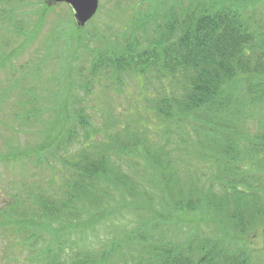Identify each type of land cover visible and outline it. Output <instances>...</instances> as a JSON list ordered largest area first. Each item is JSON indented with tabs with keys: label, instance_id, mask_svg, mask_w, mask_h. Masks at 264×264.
<instances>
[{
	"label": "trees",
	"instance_id": "1",
	"mask_svg": "<svg viewBox=\"0 0 264 264\" xmlns=\"http://www.w3.org/2000/svg\"><path fill=\"white\" fill-rule=\"evenodd\" d=\"M167 3L155 17L151 10L135 11L137 30L125 42L94 51L82 85L95 94L92 83L106 90L103 79L110 91L118 90L122 73L134 78L140 90L142 80L157 83L163 92L145 103L157 125L143 124L145 118L138 115L131 123L110 116L102 128L95 127L87 120L90 112L65 99V106L72 107L65 130L51 136L56 124L50 121L43 139L18 154L23 168L26 158L46 169L45 162L55 160L65 179L60 187H52L50 180L42 183L52 193L44 194L40 186L32 199L38 205H26L33 209L28 216L20 209L26 206L15 207L20 193L9 194L11 219L5 216L0 226L14 222V246L29 250V264H253L255 250L243 238L264 224L262 112L258 122L263 130L253 137L246 131L264 101V30L245 15L246 0ZM43 9L37 31L47 7ZM240 80L241 89L236 87ZM74 124L81 130L78 139ZM218 134L224 139L221 151ZM203 137L211 144L205 147ZM75 139L81 146L70 150ZM240 140L247 141L243 151ZM208 148L220 154L212 161V178L221 191L195 182L205 184L207 174L197 173L201 169L193 159L209 162L205 159L213 155L206 153ZM131 158H140L142 169L126 172L127 164H138ZM125 194L147 202L127 203ZM133 204L139 218L125 228L114 218H123V209L131 212ZM144 209L151 213H142ZM193 212L202 213L200 222L208 212L214 231L202 232L200 224L188 221ZM98 226H110L111 235L93 234Z\"/></svg>",
	"mask_w": 264,
	"mask_h": 264
},
{
	"label": "rangeland",
	"instance_id": "2",
	"mask_svg": "<svg viewBox=\"0 0 264 264\" xmlns=\"http://www.w3.org/2000/svg\"><path fill=\"white\" fill-rule=\"evenodd\" d=\"M169 1L174 2L175 0H98L95 14L83 27H78L71 7L65 2L0 0V222L5 216L11 219L8 214L9 204L7 205L10 192H15V195L20 193L14 197L19 201L15 203V207L37 206L36 202L32 203V199L40 186L45 188L44 194L51 195L49 193H52V190H48L45 185H41L42 183L47 184L50 180L52 187L65 184L64 177L55 167L57 164L55 160L50 159L49 162H45L48 168L46 169L41 166L35 167L36 163L32 158H26L23 160V168L19 161L21 158L18 157V154L25 153L28 148H33L43 139L50 121H55L56 124V129L53 126L50 130L51 136L58 131L65 130V121L72 117L68 112L72 110V107L69 109L65 106V99L70 101L69 105L75 101L77 109L82 107L86 113L90 112L88 114L91 115L87 120L95 127L102 128L104 122L110 121V116L118 118L122 123H131L132 119L137 120L141 116V120L142 117L145 118L142 120L143 124L157 125L153 109L149 110L145 105V103H152L150 101L152 95L158 96L163 92L157 83L148 85L142 80L140 90L134 78L122 73L123 84L118 90L111 87L113 91H110L109 83L103 79L101 82L106 90L94 81L92 85H94V90L96 89L95 94H88L82 85L85 83V75L89 77L88 67L94 51L125 42L137 30L133 24L135 11L142 9L144 12H149L151 10L152 17H155L162 13L161 9ZM246 1L250 5L245 15H252L264 30V0ZM45 7L47 11L44 15V22L37 31L35 26L39 21V13H42ZM78 70H81L83 74L79 75ZM256 81L263 82L258 79ZM237 86L241 89L243 80L238 81ZM145 91L148 93L146 94ZM91 106L93 109L90 108ZM255 110H257L255 118L247 122V131L244 129L251 137L263 130V127L259 126L258 118L261 112L264 114V101ZM121 112H125L126 115L124 116ZM262 116L264 118V115ZM69 122V126H72V120ZM112 123L114 122L108 124ZM75 128L78 130V139L81 130L77 126ZM209 139L208 137L207 142V139L202 138L205 147L211 144ZM216 141L220 143L221 151L224 142L221 134H218ZM245 141H239L240 151H243V146L247 142ZM190 143L192 146L188 145L192 149L193 141L190 140ZM78 144L79 142L75 139L70 150L78 149L81 146ZM90 152L93 153L92 150ZM10 153H13L14 157L17 155V159ZM206 153L214 156H208V159H205L209 162L205 163L201 159H193L192 162L200 167L201 171H197L198 174L202 172L207 174L202 180L205 184H201L196 178L195 182L199 186L206 187L213 184L212 190L221 191L217 181L212 178L215 171L212 161L220 156L219 151L214 152L208 148ZM181 156L186 157L184 154ZM135 161L140 164L126 163L127 167L124 168L126 172H131L135 168L142 169L141 159L138 158ZM243 164L248 166L247 161ZM34 173L37 177L32 175ZM253 173L260 174L256 170ZM207 176L208 179H206ZM260 178L264 181L263 173ZM148 192L151 193L150 189ZM124 197L127 203L140 198L141 201L147 202L143 196L133 198L125 194ZM129 206L132 208L131 212L129 208H125L123 218L121 216L114 218L125 228L133 227L139 218L135 205ZM20 209L26 213V216L33 212L29 206ZM141 212L151 213L148 209ZM16 215L18 216L17 213ZM201 216L202 213L198 212L196 215V212H193L188 217V221L200 224L202 232H213L215 226L209 220L211 215L205 212L203 214L205 220L200 222L198 220ZM91 220L96 221V219ZM9 225V227L0 226V264H29V250L20 251L17 245L14 246V242L17 243V238L14 241V222L10 220ZM109 232H111L110 226H98L97 233L93 234L104 237L110 236ZM96 235H92L94 241L97 239ZM44 236L48 237V234L44 233ZM243 242L255 250L253 264H264V224L247 232Z\"/></svg>",
	"mask_w": 264,
	"mask_h": 264
},
{
	"label": "water",
	"instance_id": "3",
	"mask_svg": "<svg viewBox=\"0 0 264 264\" xmlns=\"http://www.w3.org/2000/svg\"><path fill=\"white\" fill-rule=\"evenodd\" d=\"M67 3L72 11L78 27H83L89 22L98 8V0H49Z\"/></svg>",
	"mask_w": 264,
	"mask_h": 264
}]
</instances>
